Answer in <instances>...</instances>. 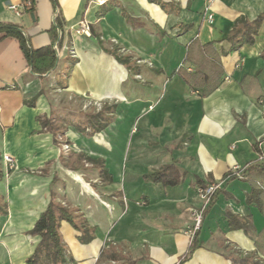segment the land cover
I'll return each mask as SVG.
<instances>
[{"label":"crops","instance_id":"crops-1","mask_svg":"<svg viewBox=\"0 0 264 264\" xmlns=\"http://www.w3.org/2000/svg\"><path fill=\"white\" fill-rule=\"evenodd\" d=\"M57 16L63 40L60 47L55 42L57 65L46 74L33 72L15 38H0V153L17 166L7 171L0 161L7 204L0 212V264H26L40 241L29 231L53 195L95 229L94 239L82 242V232L62 221L67 255L77 264H234L232 255L250 253L264 264V237L229 230L224 216L226 209L248 214L249 184L242 181L229 184L234 197L217 202L200 247L183 261L193 239L185 233L190 208L201 204L197 180L222 183L229 170L264 156V0H36L34 15L22 0H0V23L19 25L34 48L53 42ZM259 16L254 42L232 51L228 37L238 21ZM82 21L90 35L75 31ZM195 39L213 43L224 70L206 96L180 72L195 68L186 60ZM73 99L83 108L99 101L117 111L92 133L87 123L81 130L71 121L74 108L61 107ZM41 116L66 127L58 140L42 128ZM126 131L124 166L118 143ZM95 161L111 176L103 178ZM168 164L182 175L177 185L145 177ZM253 219L264 228V217L254 212Z\"/></svg>","mask_w":264,"mask_h":264},{"label":"trees","instance_id":"trees-1","mask_svg":"<svg viewBox=\"0 0 264 264\" xmlns=\"http://www.w3.org/2000/svg\"><path fill=\"white\" fill-rule=\"evenodd\" d=\"M24 10L30 14L36 12V0H22ZM55 3V0H51ZM263 16H259L256 20L248 22L239 20L240 25L235 26L231 31L228 40L231 41V50L237 49L245 43L252 44L254 36L258 32V28ZM58 29H62V21L59 16L55 19V25L50 32L52 33L53 42L49 45L34 48L29 42L28 37L24 34L19 25L0 23V38L12 37L15 38L23 54L27 58L33 72L43 75L53 70L58 61V50L55 48V42L60 47L62 43V35H58ZM188 55L186 60L193 63L195 66L193 71H188L187 68L181 67V75L188 83L191 89L197 90L201 96L208 95L215 88L220 86L223 81L224 70L222 69L219 59L220 55L216 51L213 43L200 44L195 39L188 46ZM194 47L197 49V56H194ZM200 55V56H199ZM121 61L127 64L126 60ZM244 82V81H243ZM117 111V106L103 105L100 110H93L85 114V122L76 124L81 130L86 129L85 123L91 127L92 133L98 132L105 128L114 118ZM39 122L44 130L51 132L56 140L64 134L66 127L52 118L46 116L39 117ZM260 152L259 149H256ZM2 154L0 153V161ZM94 162V161H93ZM95 165L99 168L103 178L110 177L111 173L105 167L103 162H96ZM181 173L174 164H168L161 167L159 170L146 174L147 179L154 180L157 183H162L165 186L177 185L181 180ZM3 177V171L0 165V180ZM235 181H242L249 184V190L245 194V204L249 208L246 215L233 212L226 209L224 212L229 230H243L248 236H256L257 238L264 237V228L258 230L253 213L257 212L264 217V156L262 159H257L245 165L242 169L229 170L222 178L221 186H219L211 195L207 206L202 215V223L196 231L188 252L184 256V260L190 258L194 251L201 245V233L206 219L210 215L212 209L221 199H232L233 192L228 188L229 184ZM198 186H205L207 183L216 182L209 178L207 182L200 179L197 180ZM7 204L4 197L0 195V212H6ZM70 222L76 229L82 232L80 237L82 242H90L94 239V228L88 227L83 214L74 207L62 204L53 195L46 210L41 213L40 217L29 231L30 234L39 236L40 241L34 251L26 260V264H77L75 260L67 255L66 245L63 242L60 227L62 221ZM257 247H260L258 240H255ZM106 257L105 252L101 254V258ZM110 257L113 260H119L120 257L116 253H112ZM234 264H260L259 259H255V253L248 255L234 256L232 255Z\"/></svg>","mask_w":264,"mask_h":264},{"label":"built area","instance_id":"built-area-1","mask_svg":"<svg viewBox=\"0 0 264 264\" xmlns=\"http://www.w3.org/2000/svg\"><path fill=\"white\" fill-rule=\"evenodd\" d=\"M209 1H212V0H209ZM10 8L15 10L17 13H20L18 7H16L15 5H11ZM207 20H208V22L213 23L214 22L213 14H208L207 15ZM75 31L77 33L90 35V25H89L88 22L82 21L78 25V27H77V29ZM64 149L68 150L69 149V145L65 144L64 145ZM260 158H262V156ZM2 159H3V161L5 162V164L7 166V171H12V170H15L17 168V166L15 164V160L9 154H4L2 156ZM219 186H221V182L207 183L205 186H201V187L198 188V195H199V197L201 199V204L199 206H193V207L190 208V215L192 217V222L188 226V229L185 231V233L189 234L191 238L194 237L196 231L201 226L203 211H204L205 207L207 206V204L209 202L210 195Z\"/></svg>","mask_w":264,"mask_h":264},{"label":"rangeland","instance_id":"rangeland-1","mask_svg":"<svg viewBox=\"0 0 264 264\" xmlns=\"http://www.w3.org/2000/svg\"><path fill=\"white\" fill-rule=\"evenodd\" d=\"M60 104H61V107H63V108H66V107L74 108V110L76 112L74 114V117L71 119V121H74L73 123L76 124V123H79L80 121L85 120V116L83 114V113H85V111L92 112L90 110H93V109L94 110H100L104 103L99 102V101L95 102V103H88L86 105V107L83 108V106L85 104L84 102H82L80 100H74L73 99V100H69L68 102L67 101L61 102ZM84 109H86V110H84ZM71 128L73 129V127H71ZM127 134H129V133L126 131L125 135H124L125 141H123V143H118L119 144L118 150L123 149V152H124L123 154L125 155V156L123 155L124 166L126 165L127 154H128L129 149H130V136ZM128 138H129V141L127 142ZM69 149H71V146H69Z\"/></svg>","mask_w":264,"mask_h":264}]
</instances>
